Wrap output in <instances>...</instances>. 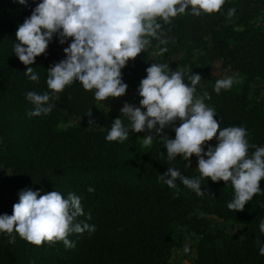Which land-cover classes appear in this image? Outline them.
Wrapping results in <instances>:
<instances>
[{
    "label": "trees",
    "instance_id": "16d2710c",
    "mask_svg": "<svg viewBox=\"0 0 264 264\" xmlns=\"http://www.w3.org/2000/svg\"><path fill=\"white\" fill-rule=\"evenodd\" d=\"M40 0H0V164L9 173L0 180V214H12L24 189L43 195L58 191L65 198L73 192L81 198L83 210L91 216L86 222L93 233L71 234L75 247L62 242L49 246L31 245L17 235L15 243L0 232V264H174L171 252L176 245L175 228L188 226L196 235L192 244V264H264L256 239L264 243L260 222L264 220V179L261 193L254 195L242 211L229 210L234 197L230 182H212L179 155L171 162L162 141L141 144L137 133L124 142L106 141L113 111L97 106L94 90L86 91L78 81L66 86L59 99L52 100L51 112L29 117L33 105L26 100L28 91L43 94L48 90L47 69L65 58L57 37L45 54L31 65L38 82L25 75L26 67L13 54L15 31ZM230 8L235 14L227 16ZM264 10V0H225L219 12L194 16L185 14L162 24L167 45L151 44L121 70L122 80L135 87L140 72L147 67L151 46L167 47L164 54H181L179 64L188 77L199 74L196 95L205 91V103L216 111L221 128L244 127L249 144L264 146V94L252 83L264 80V25L254 19ZM237 70L244 78L238 87L214 91L220 78L213 65ZM101 129L79 120L65 129L58 127L70 116L85 118L88 111ZM179 125L177 121L176 126ZM175 137L171 127L165 129ZM249 148V156L254 152ZM188 165V167H186ZM168 167L188 178H199L202 196H197L179 180L169 188L159 180ZM93 192H88L89 187ZM211 216L241 225L239 233H230L213 224ZM85 220L84 216L78 217ZM15 235V233H14Z\"/></svg>",
    "mask_w": 264,
    "mask_h": 264
},
{
    "label": "clouds",
    "instance_id": "9594fccd",
    "mask_svg": "<svg viewBox=\"0 0 264 264\" xmlns=\"http://www.w3.org/2000/svg\"><path fill=\"white\" fill-rule=\"evenodd\" d=\"M17 2L26 4V0ZM224 3L225 0H40L14 34L16 42L12 51L25 65V75L38 82L39 76L31 65L36 57L46 53L54 36L61 45L69 38L71 43L63 49L65 58L47 69L49 91L26 93V100L34 106L27 115L50 113L55 107L50 101L59 99V93L74 81L86 91L94 90L96 100L122 97L128 85L122 80L121 70L153 39L158 45L168 43L158 21L170 23L172 18L185 14L188 9L194 16L213 14L219 12ZM234 14L235 8L227 12L228 17ZM166 51L167 47H160L158 54ZM145 71L146 77L137 89L141 97L139 106L124 102L119 110L121 115L113 120L106 141L124 142L129 139L130 132H145L144 145H151L158 137L166 148L169 162L179 155L190 164V157L195 155L200 176L212 182H230L234 197L227 207L242 211L253 196L262 191L264 146L250 145L244 127L221 128L215 119V109L205 103L210 98L209 93L196 95V85L201 80L199 74L188 77L189 85L184 73L170 71L167 63H153ZM232 84L231 78L218 79L214 91L219 94L222 89H230ZM86 115L90 117L91 111ZM88 124L94 127L95 121L89 119ZM168 127L174 131V139L164 132ZM213 139L216 145H208L205 151L204 145ZM250 147L255 149L251 156ZM159 180L169 188H176L179 180L197 196L205 194L199 178H188L174 167H168ZM94 190L91 186L87 189L90 193ZM81 216L85 220L78 221ZM90 219L83 210L81 198L73 192L65 198L55 190L41 195L39 190L24 189L12 206V214H0V232L9 236V243H15L18 235L37 247L62 242L66 249H71L75 247V241L69 239L71 234L95 231V226L86 222ZM259 228L264 234V220ZM256 243L259 254L264 256V243L259 238Z\"/></svg>",
    "mask_w": 264,
    "mask_h": 264
},
{
    "label": "rangeland",
    "instance_id": "374dc122",
    "mask_svg": "<svg viewBox=\"0 0 264 264\" xmlns=\"http://www.w3.org/2000/svg\"><path fill=\"white\" fill-rule=\"evenodd\" d=\"M254 23L256 25H264V10H261L256 18L254 19ZM159 49L156 46H151V50L149 53V58L147 62V67L151 66L153 63H167L169 65L170 71H180L182 72V68L179 64L181 59V54H158ZM146 67V68H147ZM146 68L143 69L139 77L135 81V87L128 86L126 90V94L119 98H109L106 101H99L97 106L100 108H104L107 111H113L116 113L117 117H120V108L123 106L124 102L132 103L133 105L139 106V101L141 97L138 95L137 89L139 87L140 81L146 77ZM213 72L217 74L220 78L227 79L231 78L233 81V86L238 88L243 83V76L237 71L229 68H222L221 61L218 60L213 65ZM259 91V94H264V80L258 81L256 83H252L251 95L254 94L255 90ZM143 110V109H142ZM89 119H93L91 116H87L85 118L77 117V116H70L69 119L64 123H59L58 127L61 129H65L70 125L75 124L79 120H85L86 122ZM94 128L101 129V125L95 120ZM127 124V121H125ZM166 133V131L164 130ZM138 138L141 144L143 143V137L146 135L145 132L137 133ZM167 134V133H166ZM157 139H159L157 137ZM217 141L215 139L206 142L204 145L205 151L207 150L208 145L215 146ZM191 163L188 164L197 169V158L195 155L190 157ZM198 170V169H197ZM10 171L8 168H5L2 164H0V180L3 176L8 174ZM213 220V224H216L220 227L225 228L230 233H239L242 229L241 225L231 222L225 221L223 219L211 216ZM175 238H176V245L173 247L171 252V262L174 264H192V256H193V249L192 244L196 241V235L188 226H178L175 228ZM185 247L188 248V251L185 252Z\"/></svg>",
    "mask_w": 264,
    "mask_h": 264
}]
</instances>
